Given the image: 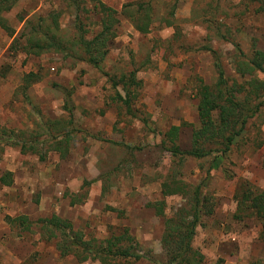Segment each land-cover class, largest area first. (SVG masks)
<instances>
[{
	"label": "rangeland",
	"instance_id": "1",
	"mask_svg": "<svg viewBox=\"0 0 264 264\" xmlns=\"http://www.w3.org/2000/svg\"><path fill=\"white\" fill-rule=\"evenodd\" d=\"M82 1L75 10L65 0H15L3 13L11 32L0 29V129L6 130L0 143V264H99L59 255L57 238L38 222L52 214L69 220L83 239L105 241L126 228L141 257L114 263L157 264L164 260L163 218L151 204L162 197L161 183L172 181L185 190L202 182L203 202L210 204L191 242L203 256L200 264H264L261 222L233 217L234 197L244 185L264 191V92L228 149L215 144L205 157L178 159L164 148L172 125L178 126V148H190L198 124L196 88L215 82L214 59L229 81L247 84L250 76H239L234 61L264 49V12L246 0ZM139 1L149 5L143 33L122 11ZM97 2L115 11V36L99 68L78 56L77 45L70 52L24 50L25 20L51 12L53 32L64 45L74 42L75 16L90 39L105 18ZM131 72L138 84L125 105L119 80ZM28 73L34 82L24 87ZM253 76L264 82L261 73ZM65 132L68 141L55 149ZM19 144L27 148L21 152ZM188 192L163 197V217L188 209L194 201ZM17 215L33 222L29 230L6 220Z\"/></svg>",
	"mask_w": 264,
	"mask_h": 264
},
{
	"label": "trees",
	"instance_id": "2",
	"mask_svg": "<svg viewBox=\"0 0 264 264\" xmlns=\"http://www.w3.org/2000/svg\"><path fill=\"white\" fill-rule=\"evenodd\" d=\"M64 1V0H63ZM67 4L75 10H81L82 0H65ZM256 5V12H264V0H246ZM15 0H0V29L11 32V28L7 24V20L3 13L8 11L14 4ZM96 10L105 16L100 23V29L90 39L84 37L86 32L82 24L75 16V39L70 47L64 45L61 39L53 31L57 29V21L55 14L49 13L46 17L37 16L35 20H25L23 30V48L26 52L38 55L40 53L54 51L70 52L73 45L81 49L82 60L89 65L99 68L104 59L107 49L106 43L115 36L113 28L112 13L115 11L101 2L95 4ZM122 11L127 16L133 27L139 32H146L147 25L150 22L149 5L146 2L127 3L122 6ZM50 17V18H47ZM49 20V21H48ZM234 70L239 76L249 75L250 79L246 85H239L234 79L230 81L224 77L223 70L217 59H214L213 66L215 68L216 77L212 86L198 83L196 88V97L198 102L196 105V115L198 119L197 126L192 129L190 137V148L180 150L175 144L178 126L172 125L167 131V144L165 149L173 158H182V156L192 158H202L212 152L211 145H221L223 150L229 148L237 138L242 134L248 119L256 114L258 105L262 101L253 103L259 99L264 92V82L259 81L253 75L259 72L264 75V49H253L249 58L246 60H235ZM133 72L122 77L119 82L122 95L115 94L117 98L122 99L125 105L128 104L129 98L135 97L131 87L138 84L133 78ZM32 74L28 73L24 77V87L34 82L31 78ZM116 86V81H113ZM264 100V99H263ZM63 108L70 114V106L66 103ZM5 129H0L1 137L5 133ZM10 135V132H9ZM18 140L19 136H14ZM68 141V133H64V138L54 141V148L59 149L62 142ZM25 142V141H23ZM20 151L25 150V144H19ZM27 148V147H26ZM0 146V151H2ZM220 149V151H222ZM32 152L35 151L30 150ZM3 175L0 181H3ZM171 180V179H170ZM172 181V180H171ZM87 182H84V184ZM202 182L193 186L190 198H194L193 204L186 209L185 206L179 207L171 216L163 217L164 199L168 195L188 194L189 190L184 189V185L177 181L171 183H161L162 197L151 204L154 214L163 218V229L160 238L161 247L164 250V260L157 264H200L203 256L191 245L195 228L198 225L200 217L209 214L211 211L210 204H204V197L201 191ZM236 210L233 217L242 220L244 217H252L261 222L260 233L264 239V191L248 184L244 185L242 191H239L235 197ZM71 203L73 201H70ZM9 224H17L22 230H29L33 222L29 221L25 215H17L15 217L6 216ZM41 226L49 229V235L57 238L54 242L59 255L65 256L72 254L78 261L96 260L99 264H115L117 258H133L137 260L141 257L135 251L133 238L129 235L126 228L117 234L111 236L105 241H97L95 239H83L81 232L72 229L71 223L67 219L50 215L49 217L40 218L38 220ZM58 233V235L55 234ZM126 242V244H122ZM248 264H260L258 261Z\"/></svg>",
	"mask_w": 264,
	"mask_h": 264
}]
</instances>
